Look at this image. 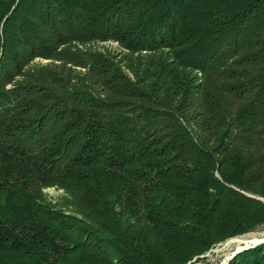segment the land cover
I'll use <instances>...</instances> for the list:
<instances>
[{
    "label": "trees",
    "instance_id": "1",
    "mask_svg": "<svg viewBox=\"0 0 264 264\" xmlns=\"http://www.w3.org/2000/svg\"><path fill=\"white\" fill-rule=\"evenodd\" d=\"M92 38L160 53L132 80L59 49ZM40 55L82 85L7 92ZM263 225L264 0H0V264H187Z\"/></svg>",
    "mask_w": 264,
    "mask_h": 264
},
{
    "label": "rangeland",
    "instance_id": "2",
    "mask_svg": "<svg viewBox=\"0 0 264 264\" xmlns=\"http://www.w3.org/2000/svg\"><path fill=\"white\" fill-rule=\"evenodd\" d=\"M68 44L69 46H66L64 44L60 46L59 49H70V51H72L74 54H77L76 57L79 58L85 57L83 53L103 54L105 56H110L111 59L114 62H116L132 80H134V76L132 72L127 68L129 67L128 59L136 61L139 58L158 55L160 53L159 52L156 54H152L153 52H149L148 50H141L139 52L130 53V51L127 48L123 47L119 43V41L113 38L104 39V40L100 38L73 39ZM77 49L81 50V52L76 51ZM162 52L169 53L167 50H163ZM59 63L60 61L56 59L53 60L51 58H47L41 55L36 56L33 58L32 61L29 62V64L24 66V69L22 70L21 74H18L14 78V80H12L10 83H8L5 86V90L7 92H13L15 89H19L20 86L19 84L31 82L34 79L33 76L35 74H40L44 77H50L49 80L46 78V81L50 82V84L52 83L54 85H58L60 81V77H64L65 79L68 78V80L71 83H78V85L81 86L82 83H80V79L77 77L80 75V73L81 75H83L87 71V68L79 65H74L71 63L66 64V66H63L61 64L60 67L57 66L60 65ZM68 67H70V69ZM95 87L97 88V86ZM105 91H106L105 86L101 85V87L98 89V94L101 97H105ZM16 97L17 100L20 99L18 98L19 96L16 95ZM40 103H43V101ZM43 192L46 198L51 201H57L59 199L61 200L62 197L64 196V191L62 189H57L55 187L44 188ZM263 237H264V225L255 231H251L239 236H235L215 244L213 247H211L209 250H207L204 254L201 255L200 260H196L194 258L192 262H189L187 264L227 263L238 253L237 252L236 254H234V251L238 248H241L244 245L245 240H250V239L252 240L254 238H263Z\"/></svg>",
    "mask_w": 264,
    "mask_h": 264
},
{
    "label": "water",
    "instance_id": "3",
    "mask_svg": "<svg viewBox=\"0 0 264 264\" xmlns=\"http://www.w3.org/2000/svg\"><path fill=\"white\" fill-rule=\"evenodd\" d=\"M264 242V237L263 238H256V241L252 240V243H249V244H246V245H243L241 248H238L234 251V254H236L237 252L243 250V249H247L249 247H253L257 244H260V243H263Z\"/></svg>",
    "mask_w": 264,
    "mask_h": 264
},
{
    "label": "bare ground",
    "instance_id": "4",
    "mask_svg": "<svg viewBox=\"0 0 264 264\" xmlns=\"http://www.w3.org/2000/svg\"><path fill=\"white\" fill-rule=\"evenodd\" d=\"M233 240V239H232ZM231 240V241H232ZM252 240H254V241H256V238H254V239H252ZM252 240L250 239V240H245L244 241V245H246V244H249V243H252ZM243 241V240H242ZM241 243V242H240ZM243 243V242H242ZM241 246V245H240Z\"/></svg>",
    "mask_w": 264,
    "mask_h": 264
}]
</instances>
